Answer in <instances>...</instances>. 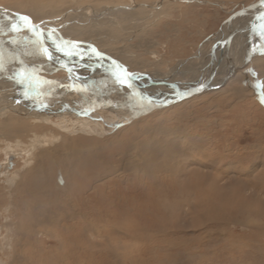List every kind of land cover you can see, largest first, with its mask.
<instances>
[{
    "label": "rangeland",
    "instance_id": "rangeland-1",
    "mask_svg": "<svg viewBox=\"0 0 264 264\" xmlns=\"http://www.w3.org/2000/svg\"><path fill=\"white\" fill-rule=\"evenodd\" d=\"M256 1L45 0L38 6L53 13H40L42 18L62 17L41 24L89 48L83 58L91 66L95 44L130 72L186 78L187 84L193 75L202 78L201 71L211 69L210 53L219 46L227 20ZM20 2L0 0V6L25 11ZM108 7L112 9L105 12ZM263 26L256 33L259 47L264 46ZM26 31L1 27L0 40L16 41L33 58L36 50L20 39ZM250 33L235 37L240 44L236 59L244 60ZM250 61L219 89L147 111L116 128L104 123L102 131L72 133L66 142L88 156L76 166L55 163L40 189L34 188L38 177L30 170L36 156L27 161L26 151L20 153L0 176V264H264V55ZM52 70L44 73L48 81L68 80L63 68ZM64 107V114L51 122L74 120L77 113ZM24 121L21 135L0 133V162L7 148L20 152L30 143L31 131L41 132L32 119ZM147 140L141 148L140 142ZM47 158L43 163L51 169ZM19 171L23 177L18 186L32 190V196L18 189L17 181L9 185ZM26 199L32 200V210L44 209L55 217L63 207L62 227H49L52 233L40 227L37 233L32 226V232L23 212L30 209ZM18 227L30 230L29 241L20 239Z\"/></svg>",
    "mask_w": 264,
    "mask_h": 264
},
{
    "label": "bare ground",
    "instance_id": "bare-ground-1",
    "mask_svg": "<svg viewBox=\"0 0 264 264\" xmlns=\"http://www.w3.org/2000/svg\"><path fill=\"white\" fill-rule=\"evenodd\" d=\"M262 1L263 0H258L255 3L243 6L240 9H243L242 13H236L234 16L232 15L233 18H229L230 20H227L228 22L224 24L223 27L225 34L220 39L218 38L219 46H217V49L214 53H210L209 61V66L212 68L213 66H215V64H217V61H220V58H222V63L224 61L227 62L225 67L226 71H223L222 75H220V79L216 80L215 78V80H213L210 84L211 86L217 85L218 87H211L190 97L209 90H215L223 87L227 83V81L240 70L242 66L247 64L248 61H252L257 54H259V56L261 54L264 55V46H262L263 49L262 47H259V37H257L256 35V33L260 31L258 30V28L264 25V5L259 8L253 7ZM42 2L41 0H34V2L33 0H22V2H20V7H24L25 11L23 9L17 10L7 5L0 6V28H7L9 30L23 28L27 30L26 33L21 34L20 39L21 41H27V44H30L31 50L32 48L36 50L33 52L34 57L30 58L26 56L25 54L27 53L23 51L27 50L28 48L22 47L23 50H21V47L17 48L18 45H16V41L9 43L5 42L4 40H0V133L5 134L10 133L11 131L16 136L21 135L26 126L24 120L28 119L33 120L32 124H34V126H38L41 128V132L35 131L33 132V134L32 131L29 130V132L31 131V138L29 137L30 143L27 144L25 149L20 150V152L14 151L12 149L13 147L11 149L7 148L6 151L4 150L6 156L5 159L0 162V176H5L7 174L9 169V157L11 155L14 156V166L16 157H18L20 153H24L26 151L24 154L26 155L27 161H31L30 159H34V157L36 156V164L30 170L31 174L33 171L34 176L36 175L38 179L35 178L36 187L32 185L31 189H40L42 183L44 182L42 180L47 181V179L49 178L48 173L50 171H55L52 170L55 166V163L61 164L63 166L72 164L76 166L80 163V160L84 159L88 154L86 153V151L84 152L83 150L80 151V149H75L72 144H68L66 142V138H69V135H72V133L74 134L75 132H90L91 130L98 131V129H101L102 131L104 123L108 124L109 127L116 128L124 125L125 122L132 121L137 116L146 113L147 109H149V106L158 104L159 108H156L155 110L159 111L163 108L178 104L190 97L177 101L176 103H167L164 106L162 105L165 103V100L173 99L174 101V98L176 97H180L181 99L182 94L186 92V89L184 88L202 82L206 79L207 75L210 72H207V70L203 69L201 71L202 78L195 74L193 75L194 77H190V80L194 81L187 84H183L186 78H183L184 80H179L177 78L178 81L170 78L169 76V78H166L164 76L157 78L153 74L154 72L152 74H147L145 77L143 75L144 73L136 71L130 72L129 68L122 64L120 60L110 56L102 50H99L95 44H93L95 46L94 48H90L95 51V54L90 55V57H93L94 60V65L91 66V63H88L86 61V58H83L85 57V50L89 48L78 47L76 45L78 43L75 42L74 39L64 38L61 35L44 28V26L41 24L42 21L44 24H50L52 21L58 22L60 20L63 21V19L62 17H57L54 19L42 18L43 16L53 15V13L47 14V10L49 9H47L46 5L38 6L40 3H44ZM36 8L38 10V12L36 11L37 13L34 12V9L36 10ZM111 9V7H108L104 10L105 12H109ZM50 11L54 12V10ZM40 13H42L43 16H41ZM68 13H70V11L67 12V14ZM95 14H97V12H95ZM97 15L99 16V13ZM24 17H27L28 19H24ZM246 28H248L247 31H245ZM218 32L222 33L220 31ZM247 32H251V37L250 39H248L250 42L248 45L250 46H248L249 49H247L244 55L245 58L242 61V59L240 60L235 58L237 56L235 49H237L240 45L235 37L238 36L244 39L247 37ZM87 45H89V43ZM6 49H11L12 52L8 53ZM37 54L38 57L36 56ZM184 61L186 60H182V62ZM206 62H208V60ZM222 63L218 65V69H220ZM122 66L123 68L125 67L124 69L128 71L127 74L122 69ZM59 67L65 70L66 75L69 77L68 80L60 82L48 81L47 77L44 76V73L51 72L53 71L52 68ZM230 67H236L234 74L230 78H228L225 83L220 85L222 77L226 74ZM116 70H119L120 73H118L119 71L117 72ZM203 71L205 73L207 72V75L205 77ZM122 74L126 76L127 80L125 78L123 79L124 76H122ZM139 74H142L144 77L142 76V78H139ZM142 80H145L147 84H143ZM187 80L188 79H186V81ZM131 98L134 99V101H131ZM38 101L42 102L39 103ZM43 103L45 104L43 105ZM64 106H67L77 113L76 115L74 113V120L60 119V121L57 120L55 122H51L53 121L54 116L58 119L62 113L64 114L65 110H67ZM97 116H99L98 119L94 120ZM55 125L56 127H54ZM61 125H63V127H66V129L62 128ZM22 142L23 141L21 140L20 143ZM147 142L148 140L144 143L140 142L141 148H143V145ZM36 148L40 150L37 151L38 149L36 150ZM51 148H53V150L50 152ZM60 149H66L67 153L61 154ZM66 156L67 158H62ZM46 157H48L47 160L51 166V169L47 168L45 166L46 164L43 163V160ZM65 160H67V165ZM30 170L27 174H30ZM52 172L51 175H53ZM12 173H15V171H13ZM22 173L23 172L21 171L16 172L15 176H12L13 178L9 179V185L12 186L14 182L17 181V188L22 189V191L27 193V195L31 194L32 196V192H29L32 190H23L24 187L22 184L18 186V180L20 181L23 177ZM17 174H20L21 177ZM199 177L202 178L204 176ZM219 178L220 177H218L217 179ZM43 196L44 194L42 195V197ZM24 197H26V195ZM24 203L30 207L27 213L24 210L23 212L26 215L25 220L28 222L29 228H32L30 229L32 230V232H41V230H38L40 227L46 233L50 231L49 227H62L64 217H66L67 214V211L64 210L63 207H60L58 217H55V215H53L52 213L46 211L43 212L44 209L40 210L41 212H38V208L33 207L32 210V200L31 202L30 200H27ZM21 205L23 206V204ZM261 213H263V211H261ZM32 226L36 228V231H34ZM18 229L19 231L17 232V234L20 235V239L22 240L23 238L25 242L29 241L30 237L27 236L30 233L28 234L27 232H30V230H27V232L25 233L20 232L21 227H18ZM60 244H63V242H60ZM26 247H28L27 244H25V248ZM13 261L16 262L17 259Z\"/></svg>",
    "mask_w": 264,
    "mask_h": 264
},
{
    "label": "water",
    "instance_id": "water-1",
    "mask_svg": "<svg viewBox=\"0 0 264 264\" xmlns=\"http://www.w3.org/2000/svg\"><path fill=\"white\" fill-rule=\"evenodd\" d=\"M262 5H264V0L260 3H258L257 5L253 6V7H256V8H259L261 7ZM243 12V9L242 10H239L237 11L236 13L237 14H240ZM258 53V52H257ZM222 58H220V61H217V64H215V66H213L209 71V74L207 75L206 79L203 80L202 82L200 83H197V84H193L187 88H184L186 89V92H184L181 96V99L180 97H176L174 98V101L173 99L171 100H165V103L162 104L163 106L166 105L167 103L170 104V103H176L177 101H180L182 99H185V98H188L198 92H201V91H204V90H207L211 87H218L217 85H214V86H211V82L213 80H215L216 76L219 74L218 72L220 71V69H218V65H220L222 62H221ZM125 68V67H124ZM123 66H122V69L124 70V72L127 74V70L124 69ZM236 70V67H230V69L226 72V74L222 77L221 79V82H220V85L225 83V81L228 80V78H230L233 74H234V71ZM142 95V94H141ZM131 101H134V99L131 98ZM130 101V102H131ZM149 109H147V111H152L153 109H156V108H159V105L158 104H155L154 106H149L148 107ZM146 111V112H147ZM13 163H14V156H10L9 157V162H8V167L11 168L13 166Z\"/></svg>",
    "mask_w": 264,
    "mask_h": 264
},
{
    "label": "snow or ice",
    "instance_id": "snow-or-ice-1",
    "mask_svg": "<svg viewBox=\"0 0 264 264\" xmlns=\"http://www.w3.org/2000/svg\"><path fill=\"white\" fill-rule=\"evenodd\" d=\"M24 19H28L27 17H24Z\"/></svg>",
    "mask_w": 264,
    "mask_h": 264
}]
</instances>
